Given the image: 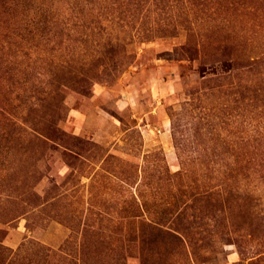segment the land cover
Wrapping results in <instances>:
<instances>
[{"label": "rangeland", "instance_id": "obj_1", "mask_svg": "<svg viewBox=\"0 0 264 264\" xmlns=\"http://www.w3.org/2000/svg\"><path fill=\"white\" fill-rule=\"evenodd\" d=\"M111 1L0 0V264H264V0Z\"/></svg>", "mask_w": 264, "mask_h": 264}, {"label": "trees", "instance_id": "obj_2", "mask_svg": "<svg viewBox=\"0 0 264 264\" xmlns=\"http://www.w3.org/2000/svg\"><path fill=\"white\" fill-rule=\"evenodd\" d=\"M96 1H99L97 3L102 5L112 2L111 0H19L18 5L22 9L25 8V6L27 8L29 6L30 8L31 5V14H30L31 16H29L26 19L27 26H32V29L33 28H37L38 30L40 29L45 33V35H48L50 32L56 29L61 31V29L65 26H66L65 28H68L67 25L71 23L70 20H74L75 21L74 24H77L76 22H78L79 20L77 21V19L74 18L72 19L69 14L71 12L68 13V10L70 8L75 7V3H77V5L79 3L85 5V2H87L89 5L90 3L92 4ZM117 1H113V2H117ZM122 1L125 2L127 0H122ZM23 10L26 11L27 9H23ZM68 19L69 21L67 23ZM88 25L90 26V24ZM85 33L88 32L86 31ZM67 35L70 36V33L68 32ZM88 38L89 37H87L86 39ZM136 206L139 207V204L137 202H136ZM138 215L139 214L130 215L129 223L136 224L137 221L142 223L138 231L140 241L149 244V248L151 249V251L154 249V246H156V244L158 243L157 238L160 234H169L170 236H173L176 239H181L179 235L169 230L163 229V225H164L163 222L154 219L150 221H148L147 219L138 220V218L136 217ZM134 229L136 231L137 229L136 226L134 227ZM143 264H146V261H143Z\"/></svg>", "mask_w": 264, "mask_h": 264}]
</instances>
